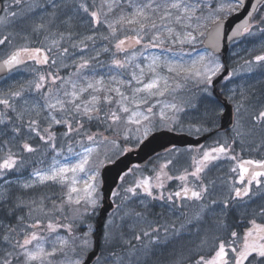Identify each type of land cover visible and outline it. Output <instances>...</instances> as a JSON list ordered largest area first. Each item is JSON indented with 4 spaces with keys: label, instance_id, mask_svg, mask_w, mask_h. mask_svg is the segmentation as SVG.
I'll list each match as a JSON object with an SVG mask.
<instances>
[{
    "label": "snow or ice",
    "instance_id": "snow-or-ice-1",
    "mask_svg": "<svg viewBox=\"0 0 264 264\" xmlns=\"http://www.w3.org/2000/svg\"><path fill=\"white\" fill-rule=\"evenodd\" d=\"M14 3L19 5L21 0H14ZM50 6L53 11L49 14L51 21L56 19V10L61 7L55 0H44V2H37L28 7V12L33 13L37 9L46 11L45 5ZM104 10L89 12L88 7L84 3L79 4V8L84 13H88L93 26L106 25L108 29V35H101L99 38L105 41L110 39L115 40L114 48L115 52L112 53V59L108 65V73L105 75H96V67L92 61L98 60L100 51L96 52L95 56L85 55L88 49V41L95 43L97 37L95 33L93 35L83 36L79 41L72 42L73 32L71 30L67 32L49 33L46 39H50V46L45 48H29L20 47L6 58L0 61V72L12 71L17 66L26 63V60L35 61L37 64H49L56 65L59 59L60 67L67 68L69 64L65 63V60H71V65L75 68L73 73H70L67 77H61L57 74L48 73V78L45 75L40 74L38 82H34V88L37 92L45 87V84L50 81L52 85H56L59 82L60 86L57 88L48 87L47 91L43 94V105L39 102H33L31 108H25L20 112H16V109L9 103V99L23 98L26 91L25 85L21 84L19 90L11 91L9 89L8 99L0 98V104L6 108H10L13 112H16L18 119H23L24 113H34L36 117H40L42 112H46L47 115L44 119L48 122V127L44 129L46 135H41L39 130V120L29 119L28 130L40 136V139L47 143L54 151L57 156H61L63 162L60 159L53 158L52 164L46 170H34L32 173L33 179L30 182H23L21 187L27 189L35 186L36 184H44L46 182L59 183L61 185L68 186V192L66 193L65 199L56 205L53 202V209L50 211H64L65 205H76L75 208L70 209L73 212L72 220L83 221L84 217L89 213L90 210H95L99 204L100 196L98 194V181L97 177L99 174V165H96L92 160V154L96 149L90 147H84L81 143L82 151L76 152L71 144L67 147V154L64 155L63 148L56 149V136L51 131L53 125H64L67 127V131L62 135L67 137L69 134L79 132L83 125L79 122L80 120L87 119L88 121H99L100 123L107 124V130L117 131L113 128V125H118L121 122L122 114L130 115L126 116V123L143 126L142 136L146 137L153 126V119L156 113L153 112L154 105H149V100L153 97H163L166 94H171L177 89L183 87L179 80L185 82L192 80L197 85H203L202 91L205 93L209 92V85L213 83V77H215L223 68L218 60L213 56V53L209 52L197 56L192 59L190 63H181L178 61L168 60L167 58H161L160 56H150V61L143 67L140 63H137V57L142 56L144 50L148 48H159L163 47L166 42L172 44L179 43L181 45L185 43H194L197 40V36H203L205 33L200 31L201 28L206 25L201 23H192L193 20L200 21L201 17L197 15L198 10L201 8L199 0H105ZM245 6V0H235L234 3H221L210 14L209 17L204 19H211L214 28L210 33V44L213 49L218 47V41L223 26L224 19L230 13L238 12ZM119 9V14L113 19H109V14ZM253 10H256V5H253ZM219 13H223V16ZM12 17L17 14L15 12L10 13ZM253 17V12L248 13L242 24L237 25L236 29L229 39L239 37L241 35H251L252 24L250 23ZM4 18L0 17V22ZM50 21V22H51ZM71 17L63 21L69 29L72 28L70 23ZM261 23H264V17L261 19ZM172 25H180L184 29L191 28L192 31L185 30L181 35L177 32ZM119 26V28H118ZM34 31L47 30L46 25L43 23L37 24L33 29ZM132 31L135 33L134 36H125L123 39L116 40L118 31ZM264 32V28L260 29ZM195 33V34H194ZM8 41V37L4 36L0 38V45L5 44ZM65 41L70 42L72 49H79V52L70 51L69 47H63ZM131 41V43H128ZM146 41V42H145ZM137 46H141L137 51ZM58 52V58L53 57L50 61V53L53 50ZM101 51L107 53L110 51L108 47H104ZM168 51H172L171 48ZM118 53H124L123 59L116 58ZM255 60L260 62L264 61V56H256ZM246 63H250L246 61ZM99 67L103 68V64H99ZM163 66L167 69L168 73L174 74L169 77L167 75H161L158 69ZM132 69L130 79L120 78L123 72ZM147 73L151 74V79L148 82H144V77ZM250 70V69H249ZM87 73H92L89 76ZM115 73V74H114ZM226 76L225 79H228ZM75 77V78H74ZM179 78V79H177ZM171 81V82H170ZM135 82L136 87H132ZM33 82H28L29 88ZM175 84V87H173ZM131 87V95L127 94L122 89ZM143 93L144 95H140ZM103 94V95H101ZM87 95V99H84ZM115 96V99H114ZM247 97L242 95V100ZM29 102L24 101L27 105ZM115 104V107L110 111L104 112L103 106ZM157 104L161 101L157 100ZM140 105H149L145 112L139 111ZM195 107V105H189ZM242 104H238L236 112L239 113ZM165 109L171 112V115H166ZM184 108L176 103H164L160 110V117L162 121L171 120L176 122L177 114L183 112ZM59 114V118L57 116ZM207 115V113H206ZM256 121H264V111H260L259 115L255 118ZM77 121V127L73 129L72 121ZM0 123H4L3 119H0ZM165 126H167L165 124ZM199 131V129H197ZM207 130V129H206ZM14 132L19 133V128H14ZM140 132V128L136 129ZM117 131V135H118ZM99 133H93L87 135V140L94 144L106 143L108 137L101 136L98 142L96 137ZM128 137L125 136V139ZM78 143H80L78 141ZM115 144V140L112 141ZM229 146L220 144L217 147H213L210 150L203 152L202 157L199 159L194 158L195 170L190 174L186 173L178 177L181 181H187L188 175L199 179L200 174L211 164L213 161L226 156L229 152ZM23 149L26 152H34V149L30 144L24 143ZM127 151V149H125ZM235 159V157H231ZM172 161H167L166 164L161 165V171L157 173L155 180L156 183L151 182L152 178L144 177L136 182L134 187L125 189L127 193L132 196H137V189L142 190V194L150 197L152 200H165L172 202L175 198H182L186 200L202 201L204 196L208 192V187L201 184L199 190L194 187H189L187 183L181 189L174 194L169 193L166 197L163 192L164 184L161 181L162 176H166L164 169ZM245 164H255L258 168L264 169V161H245ZM17 165V157L10 151L5 159L0 162V176H4L7 171L13 170ZM131 171V170H130ZM235 171V169H233ZM247 173L249 179L247 185L243 190L239 187L234 188L235 195L232 197L233 200L241 199L243 197H249L251 193L250 186L255 182L259 187L261 186V177H264V170L262 171H251L240 165V180L243 182L244 175ZM84 174L86 179H83V188L77 187L81 182L78 177ZM123 179V177H121ZM172 179V177H167ZM70 182V183H69ZM13 181L5 180V184L11 185ZM161 190L159 195L153 194V189ZM75 194V195H73ZM113 196L118 193H112ZM252 195H256L252 193ZM9 199L8 189L5 188L0 190V203H6ZM40 198L39 210L48 215L43 205V200ZM84 204L85 207L81 211L80 205ZM217 201L212 200L210 205L202 204L201 209L186 224H181L179 228L175 225L171 226V232L168 227L162 229L164 233V239L161 240L158 233L161 231L160 226L149 228L148 230H142L140 234L135 235L136 241H141L142 238H149L147 243L143 244L141 248H137L131 244V241L123 240L122 243L129 246V251L125 255L118 256L116 253H111L114 264H147L148 259L153 254V245L166 246L171 240L178 239L182 232L187 230V226L191 225L196 227L199 231V224L203 220V215L206 213L211 205H215ZM224 209L228 208V201L224 202ZM30 205H35L36 201H30ZM141 204L144 201L141 200ZM24 204L23 200L17 198V203L14 208L8 209V214L12 215L15 209ZM32 208L29 207V215H31ZM261 214L264 215V208H261ZM135 216L143 220L142 213L137 212ZM18 222L23 221L24 217H17ZM42 221L37 219L35 223L26 225V227L33 229L30 233L20 229V232H16V228L8 226V232L3 237H0L3 242L11 243L12 235L17 236L23 235V240L16 239L12 246L19 250L18 254L14 257L13 253H6L7 258H0V264H12V259H19L21 256L24 258V264H54V257L62 255L65 259H62L58 264H85V258L82 255H76L75 258L67 256L66 249L71 244L72 252L76 253V248L80 247L85 252L90 251L93 247L91 241V226L89 231L84 232L80 236L73 235V224L71 222L59 224L49 220L47 223V231L49 234L56 232L58 228H63L67 232V236H57L54 241H51L50 249L45 247L47 238L41 235L35 229L39 228ZM252 227L249 228L243 235L242 242L237 245L235 239H233L227 246L223 241L218 245L215 254L208 260H205L203 256L196 262V264H230L228 259L229 250L233 254L234 260L232 264H264V225H259L255 220L251 221ZM223 226V225H222ZM107 228V225H106ZM233 238L237 237V233L233 231L231 233ZM105 241L111 243L109 239V233L106 231L104 234ZM79 240V245L76 241ZM58 245V246H57ZM100 258L98 257V260ZM179 264V262H177Z\"/></svg>",
    "mask_w": 264,
    "mask_h": 264
},
{
    "label": "rangeland",
    "instance_id": "rangeland-1",
    "mask_svg": "<svg viewBox=\"0 0 264 264\" xmlns=\"http://www.w3.org/2000/svg\"><path fill=\"white\" fill-rule=\"evenodd\" d=\"M37 2V0H21L19 5L14 3V0H8L6 3V9L4 13L0 16L4 18L0 22V38L4 36L8 37V41L5 44L0 45V56L5 57L13 49L17 47H32V48H47L50 46V39H46L49 36V33L57 32H67L71 30L73 32L72 42L79 41L83 36L93 35L91 26L93 23L90 19L88 13H84L82 9L79 8L80 3L86 4L91 11H97L100 9L104 10L105 0H55L56 3H59L61 7L56 10V19L51 21L50 13L53 9L45 5L46 11L37 9L33 13L28 12V7ZM44 2V0H40ZM201 4L200 10H198L197 15L201 17L200 21L193 20V24L201 23L206 25V27L201 28L200 31H203L205 34L203 36H197V40L194 43H185L183 45L176 43L172 44L166 42L163 47L159 48H148L144 50L142 56L137 57V63H140L143 67L150 61L148 57L150 56H160L162 59L167 58L168 60L178 61L181 63H190L192 59L197 58V56L213 53L211 50H208L204 45L203 41L206 36V33L210 26L212 25L211 19H204L209 17L212 12L218 7L221 3H234L235 0H199ZM119 9L115 12L109 14V19L115 18L119 14ZM15 12L17 15L12 17L10 13ZM223 16V13H219ZM229 15V14H228ZM68 17H71L72 28L69 29L67 25L62 23L67 20ZM51 21V22H50ZM43 23L46 25L47 30L34 31L33 29L37 24ZM103 25V24H102ZM107 28L106 25H103ZM177 32H180L181 35L185 30L192 31L191 28L184 29L180 25H172ZM119 28V26H118ZM100 35H105L107 32L104 29L96 30ZM131 37L135 33L132 31H118L117 38L120 34ZM251 35H246L244 38L237 40L232 45V49L229 54V62L232 66V74L228 80L223 84L225 91L229 93L231 100L235 103L237 108L238 104H242L241 110L237 113V121L241 129L240 138H242L241 146L248 148L247 152H256L258 155L264 154V121H261V128L255 129L253 125L255 118L259 115L260 111H264V61H256V56H264V32H261L258 28L251 30ZM195 34V33H194ZM88 49L85 53L87 56H95L97 51H100V56L98 61L103 62V68H96V75H105L108 73V65L112 59L109 57L107 62V54L110 53L101 51L102 48L107 47L106 44H95L89 43ZM115 42V40H111ZM146 42V41H145ZM128 43H131L129 41ZM110 45V44H109ZM63 47H69L70 51L79 52V49H72L70 47V42L65 41L62 45ZM111 46V45H110ZM109 46V47H110ZM108 47V48H109ZM141 46H137V51H139ZM112 53L115 52L114 46H112ZM171 48L172 51H168ZM51 58L54 56L58 58V52L54 49L52 53L49 54ZM124 53H118L116 58L123 59ZM213 56L218 60V62L223 65L224 62L220 55L214 54ZM246 61L250 63H246ZM65 63L69 64V67L63 68L60 67L59 59L55 67L63 68L61 74L63 77L69 76L70 73L75 71V68L71 65V60H65ZM44 64H37L35 61H28L24 66L20 67L16 71L4 76L0 81V98L8 99L9 89L11 91L19 90L21 84L25 85L26 91L23 95V98H13L9 99V103L16 109V112H20L25 108H31L33 102H39L43 105V94L47 91L48 87L57 88L60 86L59 82L56 85H52L50 81L45 84V87L37 92L34 88V82H38L39 75L46 74L44 69ZM222 68V70H223ZM250 69V70H249ZM69 70V72H68ZM221 70V71H222ZM132 69L123 72V75L120 77L122 79H130V73ZM158 71L161 75H167L169 77L174 74L168 73L167 69L161 66ZM220 71V72H221ZM219 72V73H220ZM45 73V74H44ZM218 73V74H219ZM89 76L92 73H87ZM115 74V73H114ZM46 79L48 78L45 76ZM216 77V76H215ZM213 77V79L215 78ZM75 78V77H74ZM151 79V74L147 73L144 77V82H148ZM179 79V78H177ZM28 82H33L32 86L29 88ZM171 82V81H170ZM183 85L182 88L177 89L171 94H166L163 97H153L149 100V105H154L153 112L156 113L153 119V126L148 134L155 130L160 129H179L189 133H197L208 130L213 123H217L220 120V116L224 110L223 106L214 99L213 97V85H209V92L205 93L202 91L203 85H197L195 81L189 80L187 82L179 80ZM138 85L133 82L132 87ZM175 87V84H173ZM127 94L131 95V87L122 89ZM206 94V95H205ZM103 95V94H101ZM140 95H144L141 93ZM242 95L247 97V99L242 100ZM84 99H87L85 95ZM115 99V96H114ZM27 100L29 103L24 104V101ZM160 100L161 103L157 104L156 101ZM164 103H176L184 108L183 112L177 114L176 122L171 120L162 121L159 115L161 107ZM149 105H140L139 111L146 112V108ZM189 105H195V107H190ZM115 107V104L108 106H103V111H110ZM16 112H13L10 108H6L4 105L0 104V119L4 120V123H0V162L5 159L9 151L17 157V165L13 170L7 171L4 176H0V190L5 188L8 189L9 199L7 200L10 203L9 208H14L17 203V198L23 200L24 204L27 206H22L15 209L18 214V217H24L23 221L17 222L12 225L16 228V232H20V229H24L25 232L30 233L33 229L26 227V225H31L35 223L37 219L42 221V224L39 228L35 229L41 235H44L47 238L45 247L50 249L51 241H54L57 236H67L66 230L63 228H58L56 232L51 234L47 231V223L49 220H52L54 223L64 224L71 222L73 224V235L80 236L84 232L89 231V226H91V241L94 245V232L95 224L94 217L98 214L99 208L102 204L103 192H102V175L101 170L105 163L108 161L114 160L119 155L124 153L125 149L129 146L138 145L141 140L145 137L141 135L143 132V126H138L131 123H126V116L128 114H122L121 122L118 125H113V128L118 131H109L107 130V124L102 123V127L98 130H92L91 127L93 123H96V120L88 121L87 119L80 120L79 122L83 125L79 132H73L69 136L65 137L62 134L67 131V127L64 125H53L51 131L55 133L56 136V149L59 150L63 148L64 155L67 154V147L69 144L72 145L76 152L82 151L81 143L84 147H90L96 149L92 154V160L96 165H99V174L97 177L98 181V194L100 196V201L95 210H90L89 213L84 217L83 221L72 220L73 212L70 210L75 208L76 205H65L64 211H50L53 209V202L56 205H59L66 196L68 192L67 185H61L59 183L46 182L44 184H36L31 188H23L21 184L23 182H30L32 173L34 170H46L52 164L53 158L60 159L63 162L61 156H57L56 151H54L47 143L40 139V136L36 135L33 132L28 130L29 119H38L39 120V130L41 135H46L44 129L48 127V122L44 119L47 115L46 112H42L40 117H36L34 113L25 112L23 119H18ZM166 115H171V112L168 109H165ZM207 113V115H206ZM59 118V114L57 113ZM263 122V123H262ZM165 124L167 126H165ZM72 127L75 129L77 127V121H72ZM140 128V132H137L136 129ZM14 128H19V133L13 131ZM199 129V131L197 130ZM93 133H99L96 137L99 142L101 136L108 137L106 143L94 144L87 140V135ZM240 134V133H237ZM236 135V130H235ZM125 136L128 138L125 139ZM237 136V135H236ZM115 140V144L112 141ZM78 141L80 143H78ZM30 144L36 151L26 152L23 149V144ZM253 148L252 150H249ZM45 153L43 156L40 154ZM37 156V157H36ZM261 158L262 156H257ZM264 157V156H263ZM187 159V156L185 157ZM38 159L39 164L35 163L30 166V168L25 171L27 164H33V161ZM186 159H183L182 162L186 163ZM44 160V163L43 161ZM154 167V165H153ZM145 171L142 168L137 166L128 174L126 178L122 181L120 185V190L116 197V200L120 203L119 208L112 214L111 220L107 225L106 231L109 233V239L111 243L103 239L102 254L100 259L96 261L95 264H114L112 256H109L110 252L117 251V255H125L127 251H119L122 249L123 240L130 241L131 236L130 229H135L140 225L141 220L134 218L131 209V202H133L134 196L125 191L127 185L134 187L136 182L145 177ZM16 174V175H14ZM14 175V176H13ZM9 177V178H8ZM78 179L81 181L77 187L83 188V179H86L84 174H81ZM5 180L13 181L11 185L5 184ZM70 183V182H69ZM5 186V187H4ZM128 188V187H127ZM75 195V194H73ZM44 197L43 205L46 212H49L48 215H45L44 212L39 210V205L41 203L40 198ZM30 201H36L35 205H30ZM29 207L33 210L31 215H29ZM81 211L85 207L82 203L80 206ZM14 213V212H13ZM135 219V220H134ZM134 220V224L131 222ZM105 231V232H106ZM8 229L2 232L1 237L7 234ZM23 240V235H12L11 243H5L0 239V258H7L6 253L11 252L15 257L19 250L14 248L12 244L15 243V240ZM76 244L79 245V240L76 241ZM58 246V245H57ZM93 248V247H92ZM72 245L70 244L66 249L67 256L70 258H75L76 255L86 256L89 252L80 247L76 248V253L72 252ZM177 252V254H176ZM176 255V256H175ZM188 255V246L186 242H172L169 246L168 251L164 256H154L153 254L148 259L147 264H187L186 257ZM65 259L62 255H57L54 257V264H58L59 261ZM125 259H127L125 255ZM12 264H24V258L21 256L19 259H12ZM37 264V262H33Z\"/></svg>",
    "mask_w": 264,
    "mask_h": 264
},
{
    "label": "flooded vegetation",
    "instance_id": "flooded-vegetation-1",
    "mask_svg": "<svg viewBox=\"0 0 264 264\" xmlns=\"http://www.w3.org/2000/svg\"><path fill=\"white\" fill-rule=\"evenodd\" d=\"M6 3L7 1L5 2L4 11L6 9ZM262 17H264V4L260 7L259 13L254 21V26L251 30H253L254 28H258L259 30L264 28V23H261ZM91 28L93 31L104 29L107 32L105 35H108V29L103 25H97L95 27L91 26ZM125 36L127 35L123 33V35L120 34V36L118 38L116 37L115 39H123ZM111 40L112 39L108 41L102 40V44H106L107 47L111 45L109 47L110 53L107 54V62L109 60V57H111L112 55V46H114L115 43L111 42ZM2 58L3 57L0 56V59ZM51 59L52 58L50 56V61ZM28 61L29 60H26V63ZM25 64H23L22 66H24ZM20 67L14 69L12 72L16 71ZM44 69L46 71V74H44L47 77L48 73H58L59 76H64L61 74L63 68L61 69L59 67H55L51 64V62H49V64H46L44 66ZM2 78H0V81ZM226 80L228 79H224L219 84L218 94L213 91L214 99H216L222 106L224 97H228L229 100L232 101L229 96L230 94L227 93V91H225V88L223 87V84L226 82ZM254 124H257L258 126L253 125V128H261V126H259V124H261V121L258 122L255 119ZM174 130L182 131L179 129ZM235 130L237 136L235 135ZM206 133H211V135L203 142L187 146H173L167 149L165 152L155 155L156 157L150 160L149 163L142 168L147 171L145 177L152 178L151 182L155 184V177L157 173L161 171V165L166 164L169 160L172 161V163L168 164L164 169L166 176L161 177V181L164 184L163 192L165 194V197L169 193L174 194L177 191H181V189L185 186V183H187L189 187H194L196 190H199L201 184L206 185L208 187V192L204 196V199L202 201L186 200L174 197V200L172 202H169L167 201V199L152 200L150 197L142 194L141 189H137L138 195L134 196L133 202L130 203L132 214L134 218H137L135 216V213L140 212L142 213L144 219L141 220L140 225L135 229H130L129 236H131V244L135 245L138 249L141 248L143 244L147 243V240L149 239L142 238L141 241H136L134 239L135 235L140 234L142 230H148L149 228L160 226L161 231L158 233V235L160 236V239L163 240L164 233L162 229L164 227H168L170 232L172 225H175L176 228H179L181 224H186L189 219H191L197 212L200 211L202 204L210 205L212 200L217 201V203L215 205H211L210 209L206 213H204L203 220L199 224V231H197L196 227H193L191 225L187 226V230L182 232L181 236L178 239L171 240L166 246L153 245V255L158 257L164 256L172 242L179 243L182 241L186 242V245L188 246V255L186 257V261H188L187 264H196L201 256H203L205 260L210 259L215 254V251L217 250L218 245L221 241H223L227 246L233 239H235L236 244L239 245L242 242L244 233L252 227L251 221L255 220L257 224L264 225V215L261 214V208H264V177L260 178L261 186L259 187L255 184V182H253V184L250 186L251 193L249 197H243L237 200L232 199V197H234L235 195L234 188L239 187L243 190L245 186H248L247 181L249 179V175L247 173H245L244 175L243 182H241L240 180V165L243 164L244 167L249 169V172L253 170H264L258 168L255 164L248 165L244 163L245 161L249 160L264 161V154L258 155L256 152H247L248 148H244L243 146H241L242 138H240V135L244 134H241V129L237 121L236 106L235 122L231 128H221L220 116L219 122L213 123L208 130L200 133L197 132L196 134H191L194 136H200ZM220 144H225L226 146L230 145L228 154L209 164L204 172L200 174L199 179L192 177L191 175H188L187 181H181L180 179H178V177H180L181 175H184L186 173L190 174L195 170L194 158L199 159L200 157H202L204 151L210 150L213 147H217ZM252 149L253 148H250L249 150ZM44 154L45 153H42L40 154V156H43ZM186 156L187 159L185 158ZM257 156L262 157L259 158ZM231 157H235V159H232ZM183 159H186L187 162H182ZM42 161L44 163V160ZM39 162L40 161H38L37 159L36 161H33V164H27V167H25V171L27 172L30 166L34 165L35 163L39 164ZM233 169H235V171H233ZM169 176L172 177V179H167V177ZM127 187L129 188L132 186L127 185ZM119 190L120 186L116 189L115 192L118 193ZM160 191L161 190L154 188L153 194L159 195ZM252 193H255L256 195H252ZM116 197L117 195L113 196L116 203L115 211L120 206V203L116 200ZM141 200L144 201V204H141ZM225 200L228 201V208L226 210L224 209L223 203ZM9 204L10 203L8 202L0 203V237L2 235V232L8 229V226H12L17 222L18 214L16 211H14L12 215L8 214V209L10 207ZM110 220L111 217L109 216L106 221L105 227L106 225H108ZM134 220L131 222L132 224H134ZM233 231L237 233L236 238H233L231 236V233ZM95 234L96 228L94 236ZM136 242H138V244H136ZM127 250L130 249L128 248L121 251L125 252ZM228 259L230 261V264H232L234 257L230 250Z\"/></svg>",
    "mask_w": 264,
    "mask_h": 264
},
{
    "label": "water",
    "instance_id": "water-1",
    "mask_svg": "<svg viewBox=\"0 0 264 264\" xmlns=\"http://www.w3.org/2000/svg\"><path fill=\"white\" fill-rule=\"evenodd\" d=\"M4 1L5 0H0V14L4 9ZM262 4H264V0H245V6L242 9H240L238 12L229 14L227 18L224 19L218 41V47L213 49L210 44V33L214 28L213 24L210 26L206 33L203 45L207 49L211 50L214 54L222 56L223 61L226 63L232 42L239 38H242L244 35L235 37L233 39H229V37L232 36L233 31L236 29L237 25L242 24V22L246 18H248L249 12H253V17L250 20V23L252 24V21ZM253 5H256L255 11L253 10ZM7 57L3 59H6ZM3 59H0V61H2ZM230 70V66L226 63V67L223 69V71L213 79L214 92L216 94L218 91V84L226 76H229ZM10 72L11 71L0 72V78ZM223 104L224 112L221 115V128L228 129L231 128L235 122L234 104L230 102L227 97H224ZM210 135L211 133L194 136L187 132H177L171 129H161L146 136L137 148L129 149L115 160L105 163L101 170L103 181V199L99 210L98 223L96 226L97 236L95 238L93 249L90 250L85 257V264H93L100 253L105 221L109 213L116 207L112 193H114L115 189L118 187L122 175L129 169H131L132 166H145L152 157L159 153L165 152L167 149L173 146L199 144L207 139Z\"/></svg>",
    "mask_w": 264,
    "mask_h": 264
},
{
    "label": "trees",
    "instance_id": "trees-1",
    "mask_svg": "<svg viewBox=\"0 0 264 264\" xmlns=\"http://www.w3.org/2000/svg\"><path fill=\"white\" fill-rule=\"evenodd\" d=\"M93 33H95V35H96V37H97V39H96L95 42L101 44V43H102V40L99 38L101 35L98 34L96 31H93ZM89 43H90V45L93 44V42H91V41H90ZM94 44H95V43H94ZM92 63H93L94 66H97L96 68L98 69V68H99L98 65L101 64V63H103V62H100V61H98V60H93ZM68 72H69V70H68ZM101 127H102V123H100L99 121H96V123H95V122L93 123V126L91 127V129L95 131V130H98L99 128H101ZM128 173H129V172H128ZM128 173L125 174L123 180L126 178V175H128ZM93 221H94V222L96 221V218H95V217H94ZM136 243H137V242H136ZM122 246H123L122 248L129 247L128 245H125V244H123ZM110 253H113V252H110ZM109 256H111V254H110Z\"/></svg>",
    "mask_w": 264,
    "mask_h": 264
}]
</instances>
